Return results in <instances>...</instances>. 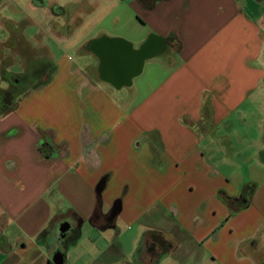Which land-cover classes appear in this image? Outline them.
Here are the masks:
<instances>
[{
	"label": "crops",
	"instance_id": "obj_1",
	"mask_svg": "<svg viewBox=\"0 0 264 264\" xmlns=\"http://www.w3.org/2000/svg\"><path fill=\"white\" fill-rule=\"evenodd\" d=\"M128 2L148 33L34 32L49 67L0 114V264H264V0ZM72 43L87 62L54 60Z\"/></svg>",
	"mask_w": 264,
	"mask_h": 264
},
{
	"label": "rangeland",
	"instance_id": "obj_2",
	"mask_svg": "<svg viewBox=\"0 0 264 264\" xmlns=\"http://www.w3.org/2000/svg\"><path fill=\"white\" fill-rule=\"evenodd\" d=\"M52 1V0H51ZM58 4L63 6H68L70 9L80 10L78 16L71 17V25L74 27H80L79 30L82 33H87L89 35L95 34L96 32H105L109 35H119L125 33L129 37H132V32H137L139 35H144L146 32L145 25L141 19L142 11L137 8L135 5L130 4L128 0H55ZM129 3V4H128ZM47 12L38 10L29 3V0H2L0 2V40L3 39L6 35L5 29L2 27V23L7 24L4 20L10 21L9 36L8 39L0 43V96H6L7 92H13L15 98L17 99L18 94L22 90H26L25 86H30L37 78L32 76V65L27 64V56L33 58H39L40 54L42 55V42L41 38L43 33L39 32L35 34V31H38L43 27L44 21L47 18ZM48 19V18H47ZM57 21V20H56ZM52 24L55 21L51 22ZM58 24V22H56ZM12 25L20 26V31L16 32L17 46L13 43L12 37ZM12 26V27H11ZM39 26L41 28H39ZM48 28V27H47ZM11 29V30H10ZM11 31V32H10ZM149 35V34H148ZM147 35V36H148ZM146 36V37H147ZM144 38L147 39V38ZM138 40H135L136 45L140 49L141 46L146 42L142 41L140 44ZM50 40H48L49 42ZM77 41L76 39L72 42ZM13 43V44H12ZM69 48H60L59 44L53 48V58H59L62 54L67 52L70 55V59L76 62H87L90 58L88 54H76L71 51V46ZM60 48V49H58ZM86 51V49H84ZM166 51L161 52L158 55L154 56V60H162L167 56ZM24 57V58H23ZM149 64V63H148ZM148 64L145 66L144 71L137 76L134 80L135 85L140 88V93L143 94L147 92L152 83L156 82L158 76L153 77V70L148 67ZM83 65V64H82ZM7 72H14L21 76L22 74H27L31 82H27L24 86L14 87L10 85L9 82L4 80L3 75ZM26 87V88H27ZM139 88H136L139 90ZM9 89V90H8ZM8 90V91H7ZM17 91L19 93L16 96ZM21 91V92H20ZM115 92V91H114ZM55 93V92H54ZM130 97V98H129ZM19 99V98H18ZM17 99V101H18ZM117 99V98H116ZM128 100L131 99V96L127 97ZM56 100V95H55ZM140 100V99H139ZM6 104V103H5ZM47 105H52L53 103L47 102ZM261 107V106H260ZM262 110V109H261ZM264 116V113L259 111L253 119L256 117ZM53 120V119H52ZM56 120V119H55ZM85 232L86 228H85ZM84 232V234H85ZM104 241L99 240L96 245L102 246ZM81 245L86 246L88 243L87 237H83L80 241ZM63 245V242H62ZM125 249L127 250L125 244ZM81 250V249H79ZM79 252V251H78ZM77 252V253H78ZM96 252V250L94 251ZM89 253H93V250L90 249ZM75 264H79L76 262Z\"/></svg>",
	"mask_w": 264,
	"mask_h": 264
},
{
	"label": "flooded vegetation",
	"instance_id": "obj_3",
	"mask_svg": "<svg viewBox=\"0 0 264 264\" xmlns=\"http://www.w3.org/2000/svg\"><path fill=\"white\" fill-rule=\"evenodd\" d=\"M29 3L33 4V6L35 8H37L38 10L47 12L46 16L48 19L46 18V20L44 21L43 27H45V28L54 27L55 24L51 23L53 21L51 18H55L57 20L56 22H58V25L60 28L65 29V30H71L72 28H74V25H71L70 21H71L72 16H78V10L77 9L76 10L73 8L70 9L66 5L65 6L60 5L55 0H52V1L51 0H29ZM12 26L11 27H12L13 43L16 44V46H17L18 38L16 37V32L18 30L20 31V29H19L20 26H14V25H12ZM39 28H41V27L39 26ZM157 48H158L157 43L154 42L153 40H151V41H149V44L146 45L144 52L143 53L141 52L140 55H147L148 53L154 51ZM48 57L49 56H47L43 50H42V55L40 54L39 58H37V59L30 57V56H27V64L28 65H30V64L34 65L33 69H32L34 71V73H32V76L34 75L36 78H38V77L45 74L46 64H48ZM119 62H120V60H119ZM14 75H17V74H14ZM112 75H114L113 76L114 78H120V79L125 78V75H123L121 73H112ZM11 77L14 81V84H18V85L21 84V82H24L26 84L27 80L30 78L27 76V74H22L21 76H19V75L11 76ZM54 253H55V251L52 253V255Z\"/></svg>",
	"mask_w": 264,
	"mask_h": 264
},
{
	"label": "water",
	"instance_id": "obj_4",
	"mask_svg": "<svg viewBox=\"0 0 264 264\" xmlns=\"http://www.w3.org/2000/svg\"><path fill=\"white\" fill-rule=\"evenodd\" d=\"M149 41H151V39L149 38L148 40H146V42L141 46V48L139 49H125L123 50V55H122V60H121V65L119 67H116V73H121L123 75H125V80L129 81L130 78L132 76H134L135 74H137L142 66L143 63V59L145 57V55H140L141 52L143 53L145 50L146 45L149 44ZM128 46L130 44L126 43ZM140 55V56H139ZM134 66V70L133 72H131V69L129 67ZM118 209L116 208V206H114L113 208V212H117ZM67 226L60 227V237H63L64 234L63 232H65L67 230ZM62 252L60 250H56L55 253L52 255V263L53 264H62Z\"/></svg>",
	"mask_w": 264,
	"mask_h": 264
},
{
	"label": "trees",
	"instance_id": "obj_5",
	"mask_svg": "<svg viewBox=\"0 0 264 264\" xmlns=\"http://www.w3.org/2000/svg\"><path fill=\"white\" fill-rule=\"evenodd\" d=\"M33 66L32 65V69H33ZM49 66L47 65L46 68H48ZM32 72L34 73V71L32 70ZM13 74V75H12ZM11 76H17V75H14V73L12 72H7L5 73V75H3V78L4 80H6L7 82L10 83V85H13L14 87L16 86L17 88L18 87H21L23 86V82H21V84H14V81L12 79ZM26 88V87H25ZM9 90V89H8ZM7 90V91H8ZM21 92V91H20ZM19 93V91H17L16 93V96L17 94ZM6 96H3V97H0V114H3L5 113L7 110H11L14 108L15 106V102H16V98H15V95L13 92H7V94H5ZM6 103V104H5ZM47 145V142L45 141H41L40 144H39V150L40 152H42L43 155H45L46 157L49 156V151L46 147Z\"/></svg>",
	"mask_w": 264,
	"mask_h": 264
}]
</instances>
